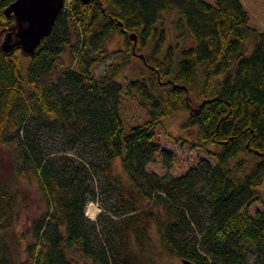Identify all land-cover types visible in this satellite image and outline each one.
<instances>
[{
    "label": "trees",
    "instance_id": "trees-1",
    "mask_svg": "<svg viewBox=\"0 0 264 264\" xmlns=\"http://www.w3.org/2000/svg\"><path fill=\"white\" fill-rule=\"evenodd\" d=\"M13 1L0 0V27L15 21V33L25 23L7 12ZM168 10L186 46L166 43ZM248 20L241 0H65L31 52L0 43V264H158L145 251L149 224L160 254L264 264V30ZM112 32L130 51L96 74ZM134 50L146 72L127 77ZM135 94L146 116L125 131L120 101ZM183 107L188 143L207 155L174 175V154L153 136ZM157 157L162 174L146 168ZM21 176L44 208L15 233ZM95 176L104 220L85 214L91 201L101 209Z\"/></svg>",
    "mask_w": 264,
    "mask_h": 264
},
{
    "label": "rangeland",
    "instance_id": "rangeland-1",
    "mask_svg": "<svg viewBox=\"0 0 264 264\" xmlns=\"http://www.w3.org/2000/svg\"><path fill=\"white\" fill-rule=\"evenodd\" d=\"M213 2V0H207ZM243 7L248 13L249 20L248 24L250 27L256 30H264V0H241ZM65 2V1H64ZM166 27V43L175 44L176 42L181 43L182 46H186L191 41L190 39L180 38L177 36L179 30H175L172 24V20L175 17L174 10H168L164 12ZM0 27V43L5 40V36L8 31L16 29V22L13 21L10 24H4ZM109 55L105 60L98 63L94 71L96 74H100L104 71L106 65L111 61H122L123 55L130 51V46H126L124 36L118 32H112L106 42ZM245 48L250 51L252 48V36L249 35L245 39ZM136 55L129 56V60L123 62L122 72L123 75L127 77L139 76L140 72H146L142 61L140 59L141 51L134 50ZM139 55V56H138ZM138 97L140 95H127L124 96L120 101L119 112L123 119V124L125 131H128L131 125L140 123L144 120L146 116V111L144 106H141L138 102ZM191 104L194 105L197 100L190 94ZM188 110L186 107L180 108L175 111L172 116H167L161 119L159 124L155 128V135L153 136V141L159 142L162 146L172 151L174 154V160L171 166V172L174 175H179L183 173L199 156L207 155L206 151L202 148H191L188 140L194 135L193 128H183L181 122L187 116ZM2 161V167L6 171L10 168V162H8V154L5 153ZM114 170L121 172V166L119 159L114 160L113 164ZM146 168L149 171H155L158 174L164 172V168L161 164L160 158L157 157L153 162L147 164ZM101 173V172H99ZM98 175L101 177V174ZM97 176L93 178L92 187L95 189L96 195L90 200H98L101 205V209L95 215L93 220H104L106 219V210H104V197L101 196L99 183ZM19 194H20V209L17 211V217L15 224L12 228V232H20L24 226L30 223L32 217L37 215L43 208L44 203L39 197L37 190L36 181L33 177L27 178L26 176H21L19 181ZM260 193L264 194V185L260 188ZM89 201V199H88ZM261 207V202L259 200H254L248 204L247 209L252 213L256 208ZM103 227L99 229L102 230ZM149 241L145 243V251L151 255V258L158 264H165L170 262L172 264H183L182 259L175 256H166L160 254L158 251V236L153 224L148 225ZM23 252L19 254L18 258H23ZM81 264H93L90 259L86 261L81 260Z\"/></svg>",
    "mask_w": 264,
    "mask_h": 264
},
{
    "label": "water",
    "instance_id": "water-1",
    "mask_svg": "<svg viewBox=\"0 0 264 264\" xmlns=\"http://www.w3.org/2000/svg\"><path fill=\"white\" fill-rule=\"evenodd\" d=\"M64 1L14 0L7 7V12L15 16L19 25L23 22L25 24L14 33L17 38L15 41H10L12 33L8 31L5 40L1 43V48L7 51L18 44L24 52H31L40 38L50 30L55 16L64 5ZM130 37L135 41L134 33H130ZM132 48L134 49V44ZM140 56L142 55L140 54ZM182 262L183 264H196L188 259H182Z\"/></svg>",
    "mask_w": 264,
    "mask_h": 264
},
{
    "label": "built area",
    "instance_id": "built-area-1",
    "mask_svg": "<svg viewBox=\"0 0 264 264\" xmlns=\"http://www.w3.org/2000/svg\"><path fill=\"white\" fill-rule=\"evenodd\" d=\"M90 206L92 207V210H90ZM100 210V206L97 202H89L87 205H86V208H85V214L90 217V218H94L95 215L98 213V211ZM93 214V215H91Z\"/></svg>",
    "mask_w": 264,
    "mask_h": 264
},
{
    "label": "flooded vegetation",
    "instance_id": "flooded-vegetation-1",
    "mask_svg": "<svg viewBox=\"0 0 264 264\" xmlns=\"http://www.w3.org/2000/svg\"><path fill=\"white\" fill-rule=\"evenodd\" d=\"M14 16V15H13ZM15 17V16H14ZM12 33V32H11ZM15 36H14V33H12L11 37H10V41H14L15 40Z\"/></svg>",
    "mask_w": 264,
    "mask_h": 264
},
{
    "label": "bare ground",
    "instance_id": "bare-ground-1",
    "mask_svg": "<svg viewBox=\"0 0 264 264\" xmlns=\"http://www.w3.org/2000/svg\"><path fill=\"white\" fill-rule=\"evenodd\" d=\"M90 210H92V207L90 206ZM91 215H93V214H91Z\"/></svg>",
    "mask_w": 264,
    "mask_h": 264
}]
</instances>
